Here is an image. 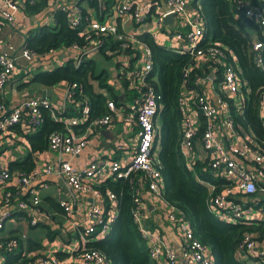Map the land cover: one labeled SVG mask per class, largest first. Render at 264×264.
<instances>
[{
  "label": "built area",
  "instance_id": "built-area-1",
  "mask_svg": "<svg viewBox=\"0 0 264 264\" xmlns=\"http://www.w3.org/2000/svg\"><path fill=\"white\" fill-rule=\"evenodd\" d=\"M88 1L87 5L84 0H63L62 10L66 13L70 26L77 29L85 41L83 44L74 41L71 45L63 47H70L74 51L73 62L76 66H79L84 58L95 57L97 53L111 58L117 64L116 74L123 83V93L120 94L121 99L118 101V97H113L108 88H103L101 92L107 96L108 110L91 120L83 131H77L75 125L88 120L90 110L88 104L75 106L79 109V115L62 116L66 109L73 105L74 91L78 86L76 81H66L68 84L65 94L59 101L43 96L31 97L15 106L10 105L6 99L5 88L15 75L20 59L26 60L20 67L22 74L28 75L34 66L33 63L47 60L46 57L43 58L47 52L41 56L24 44L17 47L0 36V134L3 136L11 134L18 125H25L26 132L39 129L44 124L43 108H48L54 119H63L65 122L63 129L53 130L48 135V149L45 153H54V158L45 156L43 161L44 152L38 151L34 167L29 170L19 169L16 172L0 160V232L8 221L24 217L25 212L31 210L34 213L29 215V223L33 226L40 224L42 218L38 213L41 208V191L49 185L45 179H63L66 195L58 197L57 200L64 212L72 217L71 227L77 235L70 243L71 260L51 256L52 263L113 264L102 250L87 245L93 238L102 237L111 229L118 213L117 195L110 190L104 193L100 181L102 177H129L132 172H138L139 177L135 185L140 182L144 187L146 184V190L141 191L139 187L135 189L137 192L134 194L133 216L148 245L153 264H181V259L185 264H214L210 247L195 234L191 221L163 196L162 164L158 157L160 146L156 142L161 124L158 109L161 106L162 94L148 80L154 67L152 49L136 27L145 25L146 33L156 40L165 33L168 47L177 52L191 53L196 64L203 61L206 55L217 57L221 61L225 53L216 45L206 49L198 47L203 38L204 27L198 9L199 4L191 3L192 0ZM231 1L235 3L237 16L244 15L249 18L264 34V3H257L254 0ZM19 9V0H3L0 3V31L2 23L16 20ZM170 14L175 15L176 25L164 24L165 17ZM263 48L262 39L254 40L253 49L259 50L260 55ZM53 50L55 49L50 51ZM259 54H256V60L262 64ZM223 65L219 74L218 66H211L207 76L196 78L194 87H189L186 80L183 81L179 96L183 131L181 149L188 168L195 169L196 139L202 140L207 150L210 170L216 175L228 178V184L211 199V208L224 221L247 222L253 219L254 209L240 202L236 194L244 192L250 195L264 190V148L258 142L239 134L235 127L230 116L229 98L241 101L243 82L235 63L229 61ZM193 67L194 63L186 66L185 76L189 75ZM207 80H210L219 92L217 104L212 103L203 91L202 82ZM126 95L131 99H127ZM261 105L264 107V93ZM195 107L204 118V129L201 134L199 130L203 124L199 126L197 114L194 112ZM222 110L228 111L224 120L226 128L237 134V141L230 150L216 131L217 118ZM118 117L121 118L124 127L116 134L115 150L129 148L130 158L98 154L86 165L75 163L73 157L80 154L88 145L89 129L101 131L104 127H110ZM133 130L136 133V140H127L124 133H131ZM237 158L252 162L254 168L247 169ZM39 176L43 181L42 185L37 181ZM149 193L160 196L166 203V217L179 230L180 254L165 243L159 229L147 225L144 202ZM91 197L105 201V207L98 205ZM78 198L91 200L83 203V216H75V206L80 203ZM24 237L25 233L0 236L2 254L5 256L4 251L17 250ZM260 240L252 231H245L237 245V252L256 258L255 264H263L264 249L259 243H264V239ZM40 260L46 261L43 257ZM23 264L32 263L27 261Z\"/></svg>",
  "mask_w": 264,
  "mask_h": 264
},
{
  "label": "trees",
  "instance_id": "trees-1",
  "mask_svg": "<svg viewBox=\"0 0 264 264\" xmlns=\"http://www.w3.org/2000/svg\"><path fill=\"white\" fill-rule=\"evenodd\" d=\"M255 1L264 3V0ZM193 4H199L204 27L203 38L198 47H220L225 53L221 61L217 57L206 55L203 61L196 64L191 53L174 51L148 33L141 36L152 49L154 67L148 80L162 94L158 109L161 124L156 142L160 146L158 157L162 164L163 196L191 221L195 234L210 247L214 264H248L240 260L236 252L243 232L251 229V225L246 221H224L211 208V199L228 184V180L212 172L207 162L196 161L195 169H189L186 164L181 149L183 131L179 96L184 80L189 87H194L196 78L207 76L211 66H218L219 74L223 63L233 61L236 57V69L243 82L242 99L239 102L238 99L229 98L230 116L243 136L251 133L253 137L248 138L264 148V107L261 105L264 93V48L261 55L259 50L253 49L254 39L249 26L257 29L259 39L263 41L264 34L252 20L244 15L237 16L235 3L231 0H194ZM56 23V26L44 25L29 32L24 46L44 54L51 49L71 45L74 41L80 44L85 42L77 29L70 26L63 10L56 12ZM256 54L260 55L262 64L256 60ZM190 63H194V67L185 76V68ZM33 80L49 86L62 81L78 82L73 105L62 114L63 117L79 115V109L75 106L89 105L88 120L75 125L77 131H83L91 120L108 110L107 96L99 91V87L111 91L113 87L106 70H99L96 56L84 58L79 66L70 59L66 64L53 69H39ZM43 113L44 124L38 132L29 135L34 151L46 148L49 133L65 126L64 120L54 119L48 108H43ZM203 129L204 124L200 127L199 134ZM33 164L30 154L18 167L29 170ZM138 177V172H132L129 177H108L100 184L104 193L110 190L117 195L118 213L111 229L104 236L93 238L87 245L102 250L113 264H153L148 245L133 216L135 189L139 187V184L135 185ZM209 184L214 186L213 189ZM4 254V264H16L21 258V253L17 250H7Z\"/></svg>",
  "mask_w": 264,
  "mask_h": 264
},
{
  "label": "crops",
  "instance_id": "crops-1",
  "mask_svg": "<svg viewBox=\"0 0 264 264\" xmlns=\"http://www.w3.org/2000/svg\"><path fill=\"white\" fill-rule=\"evenodd\" d=\"M2 1L3 0H0V3H2ZM84 2L87 5L89 4L88 0H84ZM193 2L194 0L191 1V3ZM19 3L20 9L17 12L16 20L11 23H2L0 31L1 39L9 41L17 47L25 44L26 36L32 30H35L44 25L56 26V12L62 10L63 0H19ZM144 27L145 25H139L136 28L139 29L141 34H144L146 33ZM249 30L251 31L254 40L259 38L258 31L254 26H249ZM157 41L161 44H163L164 42L163 45L168 47V40H166L165 33H162ZM40 55L42 56L44 54ZM45 55L46 56H43V58L46 57L47 60L43 59L41 62L33 63L34 66L32 68H35V70L33 71V73H31L30 70V73L28 75L22 74V68L20 66L21 64L24 65L26 62H23L20 59L19 66L15 71V75L5 88L6 99L11 106L18 105L31 97H43L45 96L43 95V91L47 88H52V95L57 96V99H51H53L54 101L63 99L65 88L68 84L66 81H62L61 83H58L56 85L49 86L34 81L33 76L39 69H53L57 66L66 64L70 59H73L74 51H72L70 47H59L57 50L47 52ZM96 57L98 58V63L106 62L111 64L112 74L108 75L109 82L112 85L113 90H110V93L113 97H118L119 101L121 99L120 94L123 93V83L116 74L117 64H115V62L112 61L108 56L97 53ZM231 62L236 64V57H234V60ZM220 76L221 75H218V77ZM218 82L215 83L216 86L218 85ZM202 83V88L207 98L212 103L217 104L219 92H217V90L214 88V84L210 80L204 81ZM101 90L103 89L99 87V91ZM126 97L127 99H131L128 95H126ZM194 112L197 114L199 126H201L204 123V118L201 112L196 107L194 108ZM227 114L228 111H221L219 117L217 118L216 131L227 149L230 150L231 146H233V144L237 141V134L230 132L226 128L224 120ZM123 127L124 125L121 121V118L118 117L108 128L113 132H116V134H119L120 130ZM25 128V125H18L11 134H8L6 136L0 134V160L13 172L19 171V169H26V167L19 168L18 165L19 163L23 162L30 154L32 156L34 167V165L36 164L35 155L38 151H40V153L44 152V154L42 155L43 161L45 160V156H48V158L50 159L55 157L54 153H45V151L48 149V145L44 149H39L36 151L33 150L34 148L32 147L29 135L38 132L41 127L31 132H26ZM89 133L90 136L88 145L80 154H78L76 157H73V161L75 163L86 165V163H88L93 157H95V155L98 154L108 155L115 158H130L131 150L129 148H125L122 151L115 150L114 140L110 139L107 135H104L102 131H98L93 128L89 129ZM238 133L242 134L240 131H238ZM244 136L247 138L253 137V135L249 132ZM124 137L127 140L130 139L135 141V130H133V132L131 133H124ZM195 148V162L200 161L208 163L209 158L207 156V150L205 149L202 140L196 139ZM238 161L244 164L249 170L254 168L252 162H248L242 159H238ZM106 178L102 177L100 184ZM226 179L228 180V178ZM37 181L42 185L43 181L40 176L37 178ZM45 181L49 182V185L41 191V208L39 209L38 213V215L42 218V222L34 226L29 223V215L31 213H34V211L31 210L30 212H25L24 217H17L15 220L8 221L5 228L0 232L1 237H8L20 233H25L26 237L21 239L19 248L17 249V252L21 253V258L17 261L16 264H23L27 261L31 262L32 264H53L50 258L51 256H56L67 261L71 260L70 243L73 241V239H75L74 237L77 235V233L74 232L71 227L72 217L68 216L67 213L64 212L63 208L59 204V201L57 200L58 197H63L66 195V188L64 186L63 179H45ZM138 184L141 191L146 190V184L144 185V187L142 183L138 182ZM209 185L211 188L213 187L211 184ZM236 197L245 206H252L254 209V213L252 214L253 219L247 221V223H249L252 228L246 229V231H252L259 240L264 239V229H262L264 227V190H260L254 195H249L244 192H238L236 194ZM78 199L80 200V203L75 206V216L84 215L83 203L86 201L91 202V200H94L98 202L97 204L101 207H105V201H100V199H95L93 197H91V200L88 198ZM144 204V212L147 216V225L159 229L165 243L176 249V251H178L180 254L181 245L179 240V230L173 222L167 219L166 203L164 202L163 198L156 194L149 193L145 198ZM23 220H26V222L23 223ZM259 246L264 249V243L260 242ZM236 253L237 257L240 260L255 264L256 258H251L248 254H245L243 252L238 251ZM41 257L45 258L46 261L40 260ZM4 263L5 256L0 251V264ZM181 264H185L182 259Z\"/></svg>",
  "mask_w": 264,
  "mask_h": 264
},
{
  "label": "water",
  "instance_id": "water-1",
  "mask_svg": "<svg viewBox=\"0 0 264 264\" xmlns=\"http://www.w3.org/2000/svg\"><path fill=\"white\" fill-rule=\"evenodd\" d=\"M176 17L174 14H170L168 15L167 17H165L164 19V24L167 25H176ZM213 75V74H212ZM53 89L52 88H47V89H44L43 91V95L49 97V98H53V99H57V96H53ZM102 133L104 135H107L110 139L112 140H115L117 135H116V132H113L111 129H109L108 127H104L101 129Z\"/></svg>",
  "mask_w": 264,
  "mask_h": 264
},
{
  "label": "rangeland",
  "instance_id": "rangeland-1",
  "mask_svg": "<svg viewBox=\"0 0 264 264\" xmlns=\"http://www.w3.org/2000/svg\"><path fill=\"white\" fill-rule=\"evenodd\" d=\"M112 60V59H111ZM21 61H23V62H26V60H24V59H21ZM113 61V60H112ZM98 68H99V70H106V72L110 75V74H112V69H111V64L110 63H106V62H100V63H98ZM35 70V68H31V73H33V71ZM160 122H161V120H160ZM160 148H158V150H159ZM26 222V220H23V223H25ZM31 231V230H30ZM29 231V232H30ZM32 232V231H31Z\"/></svg>",
  "mask_w": 264,
  "mask_h": 264
}]
</instances>
